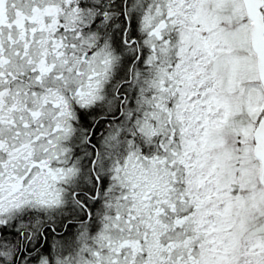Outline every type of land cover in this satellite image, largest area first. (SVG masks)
Listing matches in <instances>:
<instances>
[{
  "label": "snow or ice",
  "instance_id": "snow-or-ice-1",
  "mask_svg": "<svg viewBox=\"0 0 264 264\" xmlns=\"http://www.w3.org/2000/svg\"><path fill=\"white\" fill-rule=\"evenodd\" d=\"M0 264H264V0H0Z\"/></svg>",
  "mask_w": 264,
  "mask_h": 264
}]
</instances>
